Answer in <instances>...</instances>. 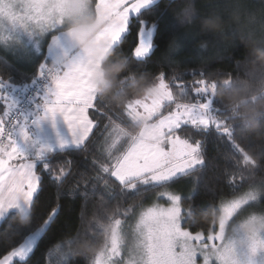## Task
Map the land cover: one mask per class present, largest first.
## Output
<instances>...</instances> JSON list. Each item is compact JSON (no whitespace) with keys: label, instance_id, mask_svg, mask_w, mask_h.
Segmentation results:
<instances>
[{"label":"snow or ice","instance_id":"obj_1","mask_svg":"<svg viewBox=\"0 0 264 264\" xmlns=\"http://www.w3.org/2000/svg\"><path fill=\"white\" fill-rule=\"evenodd\" d=\"M156 2L90 0L86 4L85 0H0V46L5 51L20 60H33L42 54L45 43L47 49L58 45L61 36L69 38L73 50L72 55L65 53L55 59L59 67L54 73L49 70L50 63L43 55L42 62L31 74L33 84L43 81L34 100L43 109L39 118L54 120L60 115L70 133L67 139L58 141L55 149L42 147L29 153L20 147L21 142L29 139L27 118L13 93V77L0 78V101L5 105L3 115H0V223L6 222L9 214L16 209L32 211L42 184L40 169L47 172L57 186L55 205L46 218L29 231L18 247H13L0 258V264H12L13 258H19L24 264L42 236L55 223L62 208L59 188L71 174V161L65 160L57 170L51 154L79 150L85 145L94 127L89 109L101 112L96 103L100 100L92 83L99 67L97 58L109 46L116 49L126 40L131 34L133 19L139 25L137 43L126 57L143 62L153 54L157 25H149L141 16L142 10L150 9ZM86 9L94 13L97 24L103 27L66 32L68 18ZM187 12L190 14L191 10ZM49 36L50 42L47 41ZM70 36L84 47L77 48ZM177 47L175 41L170 44V49ZM26 76L21 73L22 79ZM153 78L156 81L153 94L144 100L129 103L125 110L131 119H146L152 128L147 133L130 135L127 128L108 117L111 126L110 130L106 126V131L111 142L105 150V159L94 160L95 175L82 176L67 193L71 196L81 183L86 189L91 184L92 189H101L100 202L105 211L110 212L103 249L93 257L83 255L86 264H197L198 255L203 257V264H264V233L240 243L226 235L225 221L234 219L238 211L251 202L264 200V193L252 191L249 186L221 205L223 219L218 231L210 230L206 237L203 232L193 234L182 227V213L185 212L181 207L182 195L176 192L163 193L167 195L170 206H155L140 212L135 223L129 225V232L125 231L124 221L118 216L127 217L134 205L122 208L117 203L114 208L108 209L106 197L118 200L129 194L139 196L152 187L167 186L178 177L192 176L199 166L205 165L202 141L177 135V131L184 126H191L201 133L214 128L220 137L227 139L233 153L239 154L231 157L234 160V171L231 173L234 178L238 175L243 181V172L251 163L241 146L234 143V128L230 123L233 118L221 102V106H216L215 85L210 84L203 73L201 79L194 81L198 85L194 87V97L188 95L177 74L167 82L163 71ZM172 86L178 90L174 91ZM121 141L126 147L117 149ZM84 234L93 233L88 230ZM210 241L213 243H208ZM67 243L70 245V241ZM125 245L126 259L122 256ZM74 256L70 248L65 247V240L57 243L54 249H49L50 264H72Z\"/></svg>","mask_w":264,"mask_h":264},{"label":"trees","instance_id":"obj_2","mask_svg":"<svg viewBox=\"0 0 264 264\" xmlns=\"http://www.w3.org/2000/svg\"><path fill=\"white\" fill-rule=\"evenodd\" d=\"M189 9L197 16L212 11L227 16L232 11L239 10L241 24L259 30L260 26L264 25V0H157L150 9L142 10L141 19L148 21L149 25L153 23L157 25L154 34L156 48L150 58L143 62L129 59V71H134L137 75L147 73L152 77L163 71L166 74V82L170 81L174 74H177L185 85L188 95L194 97V87L198 86L194 84V81L201 79V73L204 74L206 80H208V75L211 72H217L221 75L239 74L241 71L239 61L245 57L246 48L239 39H233L230 43L220 41L211 33L201 32L198 26H182L179 23V16ZM250 17H254L251 23H249ZM130 28L131 34L116 48L117 52L125 56L134 49L137 43L139 25L135 19L132 20ZM233 34L235 35L234 29ZM173 41L177 43L178 47L170 49V44ZM202 42H207V46L202 47ZM43 55L45 57L46 53H42L39 58H36L34 63L28 64L25 60L17 59L0 48V78L8 79L11 75L13 84H20L27 91L32 89L39 80L33 84L31 74L35 73L37 64L42 62ZM21 73H25L27 76L22 79ZM172 87L174 91L178 90L175 86ZM155 88V79L154 87L146 95H135L132 92L131 81L116 85L113 88L114 95L117 97L126 96V102L117 106L112 99L104 96L98 97L103 103L96 102L101 108V112H97L95 108L89 109L94 127L83 148L51 154L53 165L57 170L65 160H70L71 174L67 176L59 188L62 206L59 216L51 228L42 236L41 241L24 264H50L49 249H54L57 243H62L69 236L84 234L88 230L92 231L93 238H102L103 227H106L107 238L110 212H106L100 202L101 189H92L91 184L86 189L81 183L79 189L71 196L67 193L82 176L95 175L94 160L105 159L106 153L103 152V142L107 135L106 126H109V130L111 126L108 117L127 128L130 135H136L148 121L141 117L137 120L131 119L125 111L126 107L129 103L150 97ZM216 106H221L217 98ZM4 108L5 105L0 101V115L3 114ZM164 111L166 113L167 110ZM102 113H107V115ZM178 133L187 139L202 141L206 163L199 166L192 176L178 177L175 182H170L167 186H175L178 183L184 184L181 188L184 194L182 205L186 214L184 226L192 232L208 231L213 225L200 222L201 211L207 208L209 204L219 206L223 200L238 195L247 189L248 182L246 179L241 181L238 175L235 178L231 175L234 171V160L231 159L234 154L232 146L226 138L220 137L214 128L201 133L191 126H184L178 130ZM250 142V137L245 139L234 130V143L240 145L245 155L251 160L248 168L255 164V161L248 154ZM234 155L238 156L239 154L235 153ZM260 165L261 169L264 170V157L260 160ZM247 169L244 170L243 174L246 173ZM39 171L42 175V184L31 211L30 225L27 227L15 226L12 222L14 213L9 214L6 222L0 223V258L11 251L13 247H18L29 231L38 227L50 212L51 207L55 205L57 186L50 180L47 172L42 169ZM113 182L115 183L114 178ZM161 188L163 187L155 186L139 196L129 194V196L121 197L118 200L106 197L107 207L108 209L114 208L117 203L122 208L128 205L135 207ZM85 191H87V195H84ZM201 205H206V207ZM255 208L260 209L258 206ZM130 212L127 217L118 216V218H129ZM9 225L12 227L10 228ZM5 233L8 235L6 236ZM13 264H21V262L17 259L14 260ZM72 264H86V261L83 255H75Z\"/></svg>","mask_w":264,"mask_h":264},{"label":"clouds","instance_id":"obj_3","mask_svg":"<svg viewBox=\"0 0 264 264\" xmlns=\"http://www.w3.org/2000/svg\"><path fill=\"white\" fill-rule=\"evenodd\" d=\"M90 3V0H85ZM254 17L249 18V23ZM66 32L78 28L103 27L97 24L94 13L85 10L80 14L68 18ZM179 23L185 27L198 26L203 33H211L220 41L232 42L239 39L246 48L245 57L239 61L241 71L237 75H221L211 72L208 75L210 84H214L215 97L222 103L228 114L233 118L231 125L236 132L245 139L251 138L248 154L255 164L244 173L250 190L264 193V170L260 160L264 157V25L259 30L241 24L239 10L232 11L225 16L216 11L197 16L193 11H185L179 16ZM233 29L235 35L233 34ZM94 34V32H93ZM77 48H83L74 37L70 36ZM202 47L207 42H202ZM99 67L92 78L97 96H104L114 100L117 106L126 102V96H115L113 88L125 81H131L132 92L135 95L148 94L154 87V79L147 73L137 75L129 71V59L113 49L111 46L98 58ZM49 70L55 72L59 67L56 60L49 62ZM195 215V213H193ZM223 219L222 207L209 204L200 213V222L219 225ZM12 222L18 227H27L31 223V210H14ZM226 235L237 243L244 242L259 233H264V213H250L239 218L225 221ZM107 228L103 227L102 238L92 235H75L65 239V247L70 248L73 255L93 257L98 254L106 241ZM70 241V245L67 243Z\"/></svg>","mask_w":264,"mask_h":264},{"label":"rangeland","instance_id":"obj_4","mask_svg":"<svg viewBox=\"0 0 264 264\" xmlns=\"http://www.w3.org/2000/svg\"><path fill=\"white\" fill-rule=\"evenodd\" d=\"M47 41L50 42V36L47 38ZM0 48L4 49L2 46H0ZM72 52H73V50H72L69 38L61 36L60 37V42H59L58 45H53L52 47L47 49V44L45 43L42 53H46L47 58H49V57H52V56L60 57L61 53H72ZM25 61L28 64H32V63H34L35 59H33V60H25ZM18 87H13V93H14V95L17 96V99H19V92L24 89V87H22V86H20L19 88ZM36 93H34V95L31 98V101H30V103L28 105H31L33 103L34 98L36 96ZM17 101H19L18 103L20 104L21 98L19 100H17ZM26 107H28V106H26ZM132 118L137 120L139 117H132ZM90 119H91V117H90ZM151 128H152V125L149 122H146L142 126L141 130L136 135H139L141 132L147 133ZM27 129L31 133H33L35 131V129H36V121L32 117L29 118V122L27 124ZM177 135H179L178 131H177ZM179 136L181 138H185V137H183L181 135H179ZM110 142H111V140L109 138H107V135H106V138H105V140L103 142V152L104 153H106L105 150L107 149V146H108V144ZM21 144H23V142H21ZM122 147H126V145L124 144V141H121L120 143L117 144V149H120ZM113 151L115 152L116 150L114 149ZM183 186H184V184L178 183L175 186H167V187H163L161 189H158L157 191L152 193L147 198V200H144L139 205H136L135 207H133V209L130 212L129 218L122 219V221H124L125 231L126 232L130 231L129 225L135 223V218H138V215H139L140 212H142L144 210H147L148 208L155 207V206L165 207V208L170 206V201L168 200L167 195H164L163 193H165V192H176L177 194H180L183 197L184 194L181 191V188ZM232 198H228V199L223 200L219 206H221L223 203H226L227 201H229ZM255 206H258L260 209H256ZM181 207H182V209H184V207L182 205V202H181ZM184 212H185V209H184ZM250 213H264V200L254 201V202H251L249 205L244 206L242 209H240L238 211L237 216L234 217V219L235 218H239L240 216L248 215ZM182 215H184V219L182 221V227L187 229V230H189L188 228H186L184 226V220L186 218V214L182 213ZM210 230L212 232L218 231V225H213L211 227V229H209L208 231H198V232H203L205 237H206ZM190 232H192V231H190ZM192 233L195 234L196 232H192ZM194 243H196V242H194ZM208 243H213V242L210 241ZM215 243H219V241H215ZM122 256L125 259L127 258V245H125L124 249H122ZM17 259H19V258H13V262H14V260H17ZM13 262H12V264H13ZM197 264H203V257L200 256V255L197 256Z\"/></svg>","mask_w":264,"mask_h":264},{"label":"crops","instance_id":"obj_5","mask_svg":"<svg viewBox=\"0 0 264 264\" xmlns=\"http://www.w3.org/2000/svg\"><path fill=\"white\" fill-rule=\"evenodd\" d=\"M64 54L65 53H61V56ZM67 54L72 55L73 52L67 53ZM45 57L47 58V55ZM37 58H39V56ZM56 58L57 56H52V57L47 58V60L52 61V60H55ZM18 86L20 87L21 85L13 84V87H18ZM15 98L17 99V96ZM23 112L25 113V116L27 118V124L29 122V118L31 117L36 121V129L33 133H31L27 129V125H26V131L28 133L29 139L27 142H23V144L20 143V147L26 150L27 152L32 153L42 147H51L55 149L60 139H67L69 137L70 133H69L67 125L64 122L62 116L57 115L54 120L50 117L39 118L42 116L43 109L39 108L34 103V101L31 105L25 108ZM89 118H90V115H89ZM10 163L15 164V163H18V161H10Z\"/></svg>","mask_w":264,"mask_h":264},{"label":"built area","instance_id":"obj_6","mask_svg":"<svg viewBox=\"0 0 264 264\" xmlns=\"http://www.w3.org/2000/svg\"><path fill=\"white\" fill-rule=\"evenodd\" d=\"M42 85H43V81L39 80L36 83V86H34L32 89H29L28 91L23 89L19 92V99L21 98V102L19 106L22 111L26 106H29L28 104L30 103L32 96L34 95V93H36L39 90V88H41Z\"/></svg>","mask_w":264,"mask_h":264}]
</instances>
